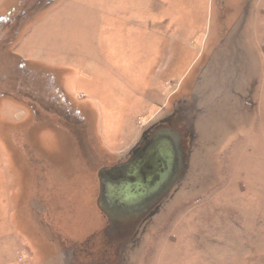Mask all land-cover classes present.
I'll list each match as a JSON object with an SVG mask.
<instances>
[{
	"label": "rangeland",
	"instance_id": "1",
	"mask_svg": "<svg viewBox=\"0 0 264 264\" xmlns=\"http://www.w3.org/2000/svg\"><path fill=\"white\" fill-rule=\"evenodd\" d=\"M179 105L185 177L100 258L120 235L100 168ZM85 244L92 264H264V0H0V264Z\"/></svg>",
	"mask_w": 264,
	"mask_h": 264
},
{
	"label": "water",
	"instance_id": "2",
	"mask_svg": "<svg viewBox=\"0 0 264 264\" xmlns=\"http://www.w3.org/2000/svg\"><path fill=\"white\" fill-rule=\"evenodd\" d=\"M133 148L126 162L98 172V206L112 232L131 231L185 177L188 156L181 131L172 124L156 125Z\"/></svg>",
	"mask_w": 264,
	"mask_h": 264
},
{
	"label": "flooded vegetation",
	"instance_id": "3",
	"mask_svg": "<svg viewBox=\"0 0 264 264\" xmlns=\"http://www.w3.org/2000/svg\"><path fill=\"white\" fill-rule=\"evenodd\" d=\"M179 106L180 107L176 108V110L173 112V114H171L170 116L166 117L164 120H162V122H159L156 125H166V124L174 125L175 127H177L181 131L182 136H183V141H187V142L190 143L193 140L194 131H193L192 125L189 124L190 123V121H189L190 117L188 115V110L186 108H184L183 106H181V105H179ZM154 127H155V125L147 129V130H149V133L152 131V129ZM132 154H133V150H131V152L129 153L128 156H126V158H124L122 160H119L115 164L126 162L127 160L130 159ZM115 164L105 165V166L101 167L100 170L105 168V167H112ZM99 189H100V186H99ZM161 202L158 204V208H159ZM100 211L102 212V214L107 219V222L109 223L108 217L105 215V213L101 209H100ZM149 215L150 214L146 215L143 218V220L141 221L139 227L143 224V222L146 220L147 216H149ZM119 233H120V235H118L119 240H117L118 244H111V240H109V241L107 240L108 243L106 245H105V242L102 241L103 244L101 246L97 247L98 250H97L96 254L103 256V257H100V258H105L106 254L108 252L110 253L109 256L111 255V253H113L115 255H118L121 252L123 243H126L127 241H129L130 235H129V231H120ZM105 234H106V232L104 233L103 237H102V234H99L98 236H96L97 240L99 239L101 241V239L104 238ZM113 235H115V234H113ZM115 237H116V239H118V237L116 235L113 236V238H115ZM91 247H92L91 245L85 244L83 248L81 247L79 249V252L75 253L76 257H78V256L81 257V259L80 258L78 259L79 260V264H92L93 262H96V261H89L90 257H91L92 260H94L95 257H99V256H95L94 255L95 247H93V250L90 251ZM101 260L99 262H97V263L98 264H104L103 263L104 261L101 262Z\"/></svg>",
	"mask_w": 264,
	"mask_h": 264
},
{
	"label": "crops",
	"instance_id": "4",
	"mask_svg": "<svg viewBox=\"0 0 264 264\" xmlns=\"http://www.w3.org/2000/svg\"><path fill=\"white\" fill-rule=\"evenodd\" d=\"M4 12V11H3Z\"/></svg>",
	"mask_w": 264,
	"mask_h": 264
}]
</instances>
